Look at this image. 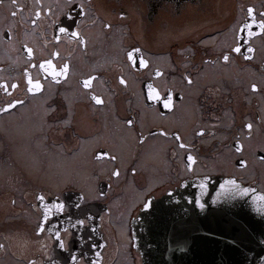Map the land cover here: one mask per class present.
<instances>
[{
    "label": "flooded vegetation",
    "instance_id": "flooded-vegetation-1",
    "mask_svg": "<svg viewBox=\"0 0 264 264\" xmlns=\"http://www.w3.org/2000/svg\"><path fill=\"white\" fill-rule=\"evenodd\" d=\"M262 22L264 0H0V264H143L151 199L209 176L264 194ZM70 142L85 169L51 188L32 163Z\"/></svg>",
    "mask_w": 264,
    "mask_h": 264
},
{
    "label": "water",
    "instance_id": "water-1",
    "mask_svg": "<svg viewBox=\"0 0 264 264\" xmlns=\"http://www.w3.org/2000/svg\"><path fill=\"white\" fill-rule=\"evenodd\" d=\"M66 194L72 209L76 194ZM134 238L143 264H257L264 194L228 178L188 180L143 208Z\"/></svg>",
    "mask_w": 264,
    "mask_h": 264
},
{
    "label": "rangeland",
    "instance_id": "rangeland-1",
    "mask_svg": "<svg viewBox=\"0 0 264 264\" xmlns=\"http://www.w3.org/2000/svg\"><path fill=\"white\" fill-rule=\"evenodd\" d=\"M31 107H28L27 110H30ZM36 109H33L34 111ZM31 111V112H32ZM18 121H20L18 119ZM35 122V118H33V122ZM72 142L68 145H64V150L62 147H51L47 146V149L44 151L47 156L48 162L45 165H41L38 160L32 163V171L39 172L41 174L43 172V178L47 179V186L54 187L56 189L64 187H76V171H83L85 169L86 164H76L78 162V156H76V152L72 151ZM83 162L86 157H80ZM82 184L85 185L88 190L93 193V185L94 180L90 177L88 171H85L84 175L81 176ZM123 225V222H121Z\"/></svg>",
    "mask_w": 264,
    "mask_h": 264
},
{
    "label": "snow or ice",
    "instance_id": "snow-or-ice-1",
    "mask_svg": "<svg viewBox=\"0 0 264 264\" xmlns=\"http://www.w3.org/2000/svg\"><path fill=\"white\" fill-rule=\"evenodd\" d=\"M261 27L264 28V22H262ZM61 31L64 32V31H67V29H65V28H61ZM75 34H76V33H74V35H75ZM29 51H31V49H29ZM234 51H235V52H240V51H241V48H240V47H236V48L234 49ZM252 51H253L252 48H248V52H252ZM130 56H131V54H130ZM248 58H251V57H248ZM223 59H224V60H228L229 57H228L227 55H225V56L223 57ZM45 63L48 64V65H51V61H46ZM139 65H140V67H144V66H146V61H144V60L141 59V60L139 61ZM42 67H43V65H42ZM64 67H65V70H67V65H65ZM53 75H56V73L54 72ZM120 82H121L122 84L125 83V81H124L122 78H121V81H120ZM84 83H85V85L87 86L88 83H89V81L86 80ZM28 84L32 86V87L29 88V91H33V90L39 89L40 86H41V85H40V82H39L38 80L35 81V83H34L32 79H29V80H28ZM13 87H16V85H13ZM252 87L255 88L256 85H252ZM149 89L152 90V89H151V85H149ZM152 91H154V90H152ZM151 98H152V99H160V96H159V94L157 93V94H155V95H152ZM95 99L97 100V102H100V97L97 96V97H95ZM8 106L11 107L12 105L9 104ZM171 106H172V105H171V98L168 97V99H166L165 102H164V107H165V108H171ZM128 123L131 124L132 121H128ZM246 127L250 130V129L252 128V125H251V124H248V125H246ZM249 134H251V133H249ZM239 150H240V149L238 148L237 151H239ZM101 155H107V153H101ZM189 159H191V157H189ZM241 163H243V162H241ZM116 174H118V173H114V175H116ZM62 246H63V245H62Z\"/></svg>",
    "mask_w": 264,
    "mask_h": 264
}]
</instances>
